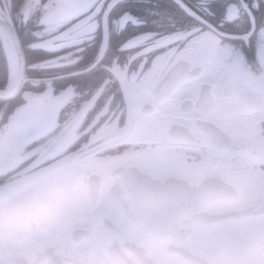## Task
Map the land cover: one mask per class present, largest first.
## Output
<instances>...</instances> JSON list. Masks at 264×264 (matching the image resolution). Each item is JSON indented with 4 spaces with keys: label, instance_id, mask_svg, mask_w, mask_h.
<instances>
[{
    "label": "snow or ice",
    "instance_id": "snow-or-ice-1",
    "mask_svg": "<svg viewBox=\"0 0 264 264\" xmlns=\"http://www.w3.org/2000/svg\"><path fill=\"white\" fill-rule=\"evenodd\" d=\"M147 113L202 130L199 145L177 142L173 175L223 162L238 176L191 247L259 244L246 264H264V0H0V186L49 163L50 139L60 155L114 148L163 181L151 153L128 148ZM86 221L118 227L104 207Z\"/></svg>",
    "mask_w": 264,
    "mask_h": 264
},
{
    "label": "clouds",
    "instance_id": "clouds-1",
    "mask_svg": "<svg viewBox=\"0 0 264 264\" xmlns=\"http://www.w3.org/2000/svg\"><path fill=\"white\" fill-rule=\"evenodd\" d=\"M154 126L162 127L161 115L147 113L130 136ZM182 128L179 141L201 143L199 127ZM177 142L163 135L154 147L129 149L151 153L155 171L168 177L145 181L137 166L105 148L60 155L59 142L46 141L40 150L49 163L0 186V252L10 254L12 264H246L259 258V244L242 251L191 247L214 206L238 194V176L223 162L211 174L173 175ZM8 148L0 144V151ZM101 207L111 209L118 227L89 223L79 230Z\"/></svg>",
    "mask_w": 264,
    "mask_h": 264
},
{
    "label": "flooded vegetation",
    "instance_id": "flooded-vegetation-1",
    "mask_svg": "<svg viewBox=\"0 0 264 264\" xmlns=\"http://www.w3.org/2000/svg\"><path fill=\"white\" fill-rule=\"evenodd\" d=\"M183 134H185V130L181 125L175 123H169L163 128L154 126L148 130H139L135 136H131V140L135 141V143L129 144L128 148L141 149L148 144H152L154 147L163 135L173 136L179 141ZM108 151L117 154L114 148H110ZM78 227L79 230L86 229L89 227V222H82Z\"/></svg>",
    "mask_w": 264,
    "mask_h": 264
}]
</instances>
